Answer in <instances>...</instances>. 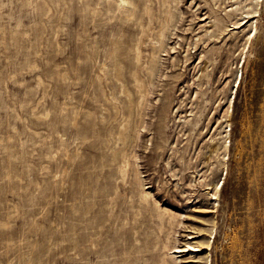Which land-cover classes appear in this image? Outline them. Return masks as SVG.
I'll return each instance as SVG.
<instances>
[{"label":"rangeland","instance_id":"374dc122","mask_svg":"<svg viewBox=\"0 0 264 264\" xmlns=\"http://www.w3.org/2000/svg\"><path fill=\"white\" fill-rule=\"evenodd\" d=\"M115 1L0 0V264H264V0H178L151 84L173 0Z\"/></svg>","mask_w":264,"mask_h":264},{"label":"bare ground","instance_id":"6f19581e","mask_svg":"<svg viewBox=\"0 0 264 264\" xmlns=\"http://www.w3.org/2000/svg\"><path fill=\"white\" fill-rule=\"evenodd\" d=\"M212 1V3H214L215 5L219 2V1H221V0H211ZM255 1V3H256V5H258L259 4V2H260V0H254ZM173 5L172 6H169L168 5V7L162 12V15H163V17H162V23H161V25H160V27H159V29H158V31L156 32V34H155V37H154V43L153 44H151V50H150V52H149V54H148V57H147V61H146V64H145V66H144V69H145V71H146V74L149 76V78H150V84H151V82H152V77L156 74V72L158 71V69H159V65H160V61H161V57H160V53L161 52H163L164 51V49H165V47L167 46V41H168V39H169V36L171 35V31L174 29V27H175V25H176V23L178 22V19H179V17L181 16V11H180V9H179V6H178V4H179V1L178 0H173ZM213 4V5H214ZM239 6V5H238ZM114 7H116V9L117 10H119V9H124V10H126L127 12H131V13H134L135 11H136V9H137V4H136V2L134 1V0H117V1H115V3H114ZM241 8H239V7H234V9H230V11H232L233 13H236V12H239V11H241L242 12V10H240ZM224 10V9H223ZM123 11V10H122ZM145 11H147V9H145ZM253 11H254V9H253ZM148 12V11H147ZM252 11H250V12H247V11H245V14H246V16L245 17H242V19H241V22H234V27H233V30H239L240 28H243V27H245L247 24H250V26L252 27L253 26V23L254 22H250L249 20L251 19L250 18V16H251V13ZM144 13V12H143ZM242 14H244V13H242ZM242 14H240L241 16H243ZM130 15V14H129ZM239 15V16H240ZM240 21V20H239ZM253 21V20H252ZM211 22V21H210ZM214 26H218V25H220L217 21L216 22H214V24H213ZM233 26V25H232ZM249 26V25H248ZM247 26V27H248ZM250 27V28H251ZM249 28V27H248ZM252 29V28H251ZM250 29V30H251ZM222 28H220V29H218V32H222ZM207 33H209V36L208 37H211V35L212 36H214V32L213 31H205V36H207ZM237 33V32H236ZM193 44H195V43H193ZM137 49V48H136ZM138 51V50H137ZM136 54V53H135ZM134 58V57H133ZM187 57L185 56V58L184 59H186ZM133 61V60H132ZM134 65H135V67L136 66H139L140 65V60H139V52H137V54L135 55V58H134ZM132 78H133V80H134V84H135V94L138 96V101H134L132 98H130L129 99V110L131 111V113L134 111V109L136 108V107H138L139 105H140V103H141V101L145 98L144 96H145V93L147 92H145L144 93V86H143V84H142V82L137 78V76L135 75V74H133V76H132ZM238 82V81H237ZM142 93L144 94V96L142 95ZM147 95V94H146ZM128 97H130V95H128ZM145 100V99H144ZM130 128L131 127V122L130 121H127V123H126V126L123 128L124 130H126L127 128ZM140 186H142V184H140ZM217 194V190L214 188V192L212 193V196H215ZM139 202L140 203H142V204H144L145 206H148L149 205V203H150V194L149 193H147V192H145L143 189L142 190H140V192H139ZM153 204H155L154 202H153ZM157 209V208H156ZM146 210V209H145ZM158 210H160V209H158ZM204 211V210H203ZM159 213H160V216H161V212L159 211ZM210 213V212H209ZM159 216V215H158ZM170 220L171 221H177V220H179V217L177 216V215H174V214H171L170 215ZM191 231V230H190ZM194 232H196V231H194ZM211 234V233H210ZM195 236H196V234H194ZM187 236H189L188 234H187ZM204 238V237H203ZM202 238V239H203ZM188 239H193V237H188ZM205 241H207V240H205ZM202 242V241H201ZM208 242V241H207ZM198 243V242H197ZM200 243V242H199ZM198 243V244H199ZM185 245V244H184ZM204 245V244H203ZM165 246V245H164ZM206 246H208V243H205V247ZM166 248H164V249H166V250H171V249H173V250H176V251H174L173 252V254L174 253H182V252H184L185 250V248L183 249H181V248H177V247H169L168 248V246H165ZM185 247H190L191 249H192V251H193V253L194 252H196V253H198V252H202L201 250V248H202V246L201 245H192V244H189V243H187L186 244V246ZM187 252H188V250H187ZM189 253V252H188ZM195 253V254H196ZM165 255V254H164ZM170 255H172V254H170ZM204 256H207V253H206V255H204ZM169 257V256H168ZM193 257V256H192ZM194 257H196V256H194ZM190 258V257H189ZM196 258H200V257H196ZM203 258V257H202ZM201 258V259H202ZM170 262L171 263H169V262H164V260H163V262L164 263H162V264H179V263H177L176 261V258H174L173 256H171L170 258ZM204 259V258H203ZM185 260V259H184ZM207 259H205L204 260V262L206 261ZM166 261V260H165ZM189 261V260H188ZM192 261V260H191ZM197 261H199V260H197ZM190 263V262H189ZM206 263V262H205ZM161 264V263H160ZM200 264H202V263H200Z\"/></svg>","mask_w":264,"mask_h":264}]
</instances>
